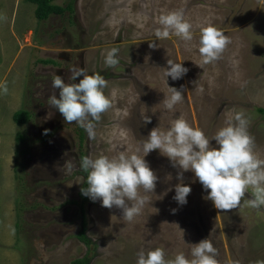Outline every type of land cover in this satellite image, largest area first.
<instances>
[{
  "label": "rangeland",
  "instance_id": "rangeland-1",
  "mask_svg": "<svg viewBox=\"0 0 264 264\" xmlns=\"http://www.w3.org/2000/svg\"><path fill=\"white\" fill-rule=\"evenodd\" d=\"M72 8L39 22L35 5L27 0H0V264H70L81 258L87 264H137L142 248L157 247L168 258L181 252L191 258L190 245L208 238L218 250L219 264L264 261V206L218 210L191 171L184 173L183 183L192 191L185 205L178 204L173 197L180 169L159 150L145 157L159 179L140 215L127 223L121 209L89 198L86 236L91 244L76 239L81 228L76 203H81L78 192L85 181L80 153L112 158L134 152L152 129L166 130L180 114L211 140L225 126L226 110H234L249 121L255 151L264 158V0H72ZM174 11L193 25L191 42L155 36L159 17ZM208 25L228 35L231 43L219 59L203 64L200 29ZM112 48L119 49L116 68L104 63ZM44 59L56 64L40 63ZM169 59L189 70L182 79L168 78L169 87L184 89L175 116L162 103L170 95L163 79ZM73 67L104 76L109 81L106 95L117 90L115 107L93 121L94 136L74 122L67 124L48 104L53 91L59 98V90L52 88L56 75L66 83L83 78L70 80ZM20 109L31 114L25 125L12 120ZM147 118L151 123H145ZM79 128L85 133L80 149ZM19 135L23 143L17 142ZM211 146L218 147L215 141ZM66 160L77 165L67 175Z\"/></svg>",
  "mask_w": 264,
  "mask_h": 264
},
{
  "label": "clouds",
  "instance_id": "clouds-1",
  "mask_svg": "<svg viewBox=\"0 0 264 264\" xmlns=\"http://www.w3.org/2000/svg\"><path fill=\"white\" fill-rule=\"evenodd\" d=\"M158 24L160 27L155 30L157 39L175 35L186 43L193 40V25L184 18L181 11L161 15ZM230 43L231 38L216 27H201L198 48L201 62L208 64L216 61ZM149 46L157 47L155 43H150ZM118 52L117 48L107 51L104 55L106 67L116 68L119 65ZM167 64L168 67L163 68V79L170 95L165 94L162 103L167 112L175 116L176 105L185 99L184 89L183 86L180 90L169 87L168 78L171 77L174 81L182 79L189 70L182 63L171 59ZM70 72L69 78L72 81H76L78 77L83 78L79 83H66L60 75H56L52 88L59 90V98L56 91H53L48 104L51 108L58 109L67 124L74 122L85 128L90 136H94L93 121H98L103 113L115 107L117 90L113 89L106 95L105 89L108 88L109 81L100 73L89 75L86 67H73ZM3 92H8L6 85ZM226 111L229 114L225 126L211 140L202 129L190 125L183 114H180L171 120L166 130H162L160 126L152 129L148 138L141 141V148L134 152L122 151L112 158L103 154L96 158L83 157L79 168L87 172L88 187L81 188L82 195L93 202L102 200L105 208L121 209L123 220L133 222L150 201V194L155 193L159 178L145 157L152 151L159 150L162 156L170 159L173 167L180 169L177 179L181 183L175 186L176 195L173 197L178 204L185 205L192 191L190 186L183 183L184 173L191 171L208 191L205 199L212 201L216 209L230 211L250 206L259 210L264 206V158L255 151V140L248 131L249 121L244 114L234 110ZM145 123H151V120L147 118ZM45 134H48V130H45ZM211 141H215L218 147H212ZM76 167L70 160H66L63 165L65 175ZM249 188L253 190L252 198L246 199ZM190 246L191 258L182 252L168 258V253L161 247L147 250L142 248L137 253V264H219L216 259L218 250L210 238ZM257 264H264V261H258Z\"/></svg>",
  "mask_w": 264,
  "mask_h": 264
},
{
  "label": "trees",
  "instance_id": "trees-1",
  "mask_svg": "<svg viewBox=\"0 0 264 264\" xmlns=\"http://www.w3.org/2000/svg\"><path fill=\"white\" fill-rule=\"evenodd\" d=\"M27 1L35 5L34 16L39 22L46 21L51 15L61 16V15H64L65 13H71L73 11L72 0L65 7L54 5L53 2L55 0H27ZM40 63H42L44 65L56 64V62L52 59H44V60H41ZM30 118H31V114L26 109H20V110L14 112L12 115V120L17 125H25L30 120ZM76 132H77V138H78V148L80 149L83 147V145L85 143V133H84V130L82 128H79L78 130H76ZM24 141H25L24 136L19 135L17 137V142L23 143ZM23 154H24V151H21V152H19L18 155H19V157H20V155L22 157ZM83 157H85V154L80 153L79 159L81 160ZM16 166L21 167V163L17 161ZM14 173H15V178L18 181H21L22 177L18 175L19 170H17V168H14ZM82 174L84 175L85 181L81 185V188L82 187L87 188L88 187L87 182H86L87 172L82 171ZM81 188H80V191L78 192V197H79L81 203L75 202L79 208L80 227H81L80 231L76 235V239L80 243H82L83 245L89 246L91 244V242H90V240L87 239V236H86V223H87L86 204L89 202V198L82 195ZM23 208H24L23 204L20 203L18 206V209L22 210ZM87 263H88L87 259H84V258L75 259L72 262H70V264H87Z\"/></svg>",
  "mask_w": 264,
  "mask_h": 264
},
{
  "label": "flooded vegetation",
  "instance_id": "flooded-vegetation-1",
  "mask_svg": "<svg viewBox=\"0 0 264 264\" xmlns=\"http://www.w3.org/2000/svg\"><path fill=\"white\" fill-rule=\"evenodd\" d=\"M53 60V59H52Z\"/></svg>",
  "mask_w": 264,
  "mask_h": 264
}]
</instances>
